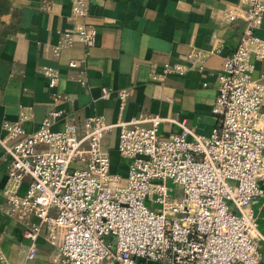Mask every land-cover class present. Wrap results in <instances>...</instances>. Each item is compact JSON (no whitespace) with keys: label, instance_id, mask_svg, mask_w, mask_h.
Listing matches in <instances>:
<instances>
[{"label":"built area","instance_id":"obj_1","mask_svg":"<svg viewBox=\"0 0 264 264\" xmlns=\"http://www.w3.org/2000/svg\"><path fill=\"white\" fill-rule=\"evenodd\" d=\"M88 3L70 0V15L77 20L59 31L54 52L73 41L94 43L96 29L83 20ZM239 4L243 30L216 73L215 122L207 134L184 118L147 112L115 123L92 114L55 129L51 123L62 110L49 109L26 131L22 121L30 107H25L16 119L2 121L6 165L0 208L25 225L20 247L25 260L35 256L42 235L52 264L259 263L256 241L264 235L251 199L264 184V68L253 72L255 61L264 66V37L255 32L264 0ZM223 16L232 20L236 14L228 8ZM211 51L194 49L187 56L201 69ZM41 70L53 86L57 70ZM183 70L179 63H164L162 69L163 74ZM129 91L118 89L119 105ZM165 120L178 130L162 134L159 124ZM114 127L124 173L110 168L101 147ZM175 190L177 195L170 192Z\"/></svg>","mask_w":264,"mask_h":264},{"label":"crops","instance_id":"obj_2","mask_svg":"<svg viewBox=\"0 0 264 264\" xmlns=\"http://www.w3.org/2000/svg\"><path fill=\"white\" fill-rule=\"evenodd\" d=\"M7 2L8 9L0 15V59L9 63L10 69L0 88V135L2 121L16 119L25 107H30L22 121L26 131L35 129L49 109L62 110L51 123L55 129L69 119L92 114L115 123L145 112L184 118L202 134L214 124L211 105L216 73L243 30L239 0H89L83 20L96 29L94 43L73 41L57 52L52 46L59 31L71 28L77 20L70 15V0ZM228 8L236 14L232 20L224 19ZM255 32L264 37V13ZM194 49L212 50L203 58L201 69L187 56ZM70 60L75 61L74 66L68 65ZM164 63H179L184 70L163 74ZM43 66L57 70L51 87ZM262 68L263 64L255 61L253 74ZM121 88L130 91L119 105L117 91ZM58 94L61 96L56 98ZM159 130L162 134L176 132L178 126L165 120ZM116 132L114 127L107 133L101 147L109 154L110 168L124 173L126 160L114 148ZM5 165L0 150V188ZM260 186L262 193L252 197L251 206L257 228L264 235V184ZM2 202L0 191V207ZM24 227L0 208V264H52L42 235L37 239L35 256L24 259L20 251L26 241ZM256 245L258 264H264V241L257 240Z\"/></svg>","mask_w":264,"mask_h":264},{"label":"trees","instance_id":"obj_3","mask_svg":"<svg viewBox=\"0 0 264 264\" xmlns=\"http://www.w3.org/2000/svg\"><path fill=\"white\" fill-rule=\"evenodd\" d=\"M7 9H8L7 0H0V15L6 12ZM0 41H1V37H0ZM9 69H10L9 63L0 59V88L3 86L5 79L8 76Z\"/></svg>","mask_w":264,"mask_h":264},{"label":"rangeland","instance_id":"obj_4","mask_svg":"<svg viewBox=\"0 0 264 264\" xmlns=\"http://www.w3.org/2000/svg\"><path fill=\"white\" fill-rule=\"evenodd\" d=\"M168 185L171 186V187H174V185H173L172 183H170V182H168ZM170 192H171L172 194H174V195H177V194L179 193L178 190L170 191Z\"/></svg>","mask_w":264,"mask_h":264}]
</instances>
